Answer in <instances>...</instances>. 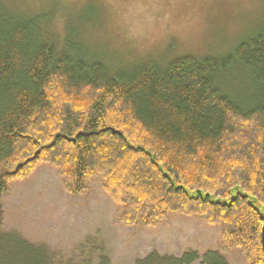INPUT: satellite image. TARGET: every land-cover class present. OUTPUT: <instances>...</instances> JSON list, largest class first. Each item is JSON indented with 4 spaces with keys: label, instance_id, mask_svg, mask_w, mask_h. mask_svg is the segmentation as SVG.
Wrapping results in <instances>:
<instances>
[{
    "label": "trees",
    "instance_id": "16d2710c",
    "mask_svg": "<svg viewBox=\"0 0 264 264\" xmlns=\"http://www.w3.org/2000/svg\"><path fill=\"white\" fill-rule=\"evenodd\" d=\"M53 17L54 9L18 12L0 0V264H59L47 245L4 229L11 181L42 163L71 194L101 175L120 223L159 227L170 213L199 215L220 228L222 252L239 248L249 264H264V96L243 111L219 87L238 60L264 93V32L222 60L187 55L113 74L73 42L70 26L59 47ZM199 259L189 251L167 264ZM82 264L111 260L94 253Z\"/></svg>",
    "mask_w": 264,
    "mask_h": 264
},
{
    "label": "rangeland",
    "instance_id": "374dc122",
    "mask_svg": "<svg viewBox=\"0 0 264 264\" xmlns=\"http://www.w3.org/2000/svg\"><path fill=\"white\" fill-rule=\"evenodd\" d=\"M18 12L54 9L53 40L62 48L70 26L73 42L116 74L150 64L167 67L183 56L222 60L264 32V0H3ZM220 89L243 111L259 105L263 90L238 60L220 77ZM101 175L78 194L67 192L59 170L42 163L3 195L6 231L45 244L59 264H82L105 254L111 264H167L189 251L203 264H249L239 248L220 250V228L199 215L170 213L159 227L128 226L103 188ZM82 248H84L82 250ZM221 256V257H220ZM192 264H202L196 260Z\"/></svg>",
    "mask_w": 264,
    "mask_h": 264
},
{
    "label": "water",
    "instance_id": "95a60500",
    "mask_svg": "<svg viewBox=\"0 0 264 264\" xmlns=\"http://www.w3.org/2000/svg\"><path fill=\"white\" fill-rule=\"evenodd\" d=\"M236 191V190H234ZM234 195H236L235 193H233ZM249 202L251 205H253L256 209H259V205L258 202L256 200V198H252L251 196H249ZM262 213V211H260ZM262 217L264 219V214H262ZM262 245H263V249H264V225H263V229H262Z\"/></svg>",
    "mask_w": 264,
    "mask_h": 264
}]
</instances>
